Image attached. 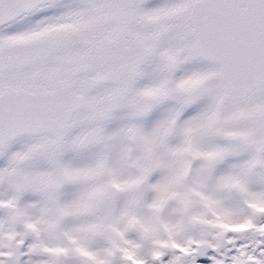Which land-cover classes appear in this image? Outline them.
<instances>
[{
    "label": "snow or ice",
    "instance_id": "snow-or-ice-1",
    "mask_svg": "<svg viewBox=\"0 0 264 264\" xmlns=\"http://www.w3.org/2000/svg\"><path fill=\"white\" fill-rule=\"evenodd\" d=\"M0 264H264V0H0Z\"/></svg>",
    "mask_w": 264,
    "mask_h": 264
}]
</instances>
